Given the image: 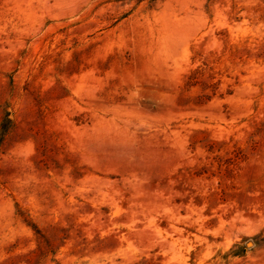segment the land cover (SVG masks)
Returning a JSON list of instances; mask_svg holds the SVG:
<instances>
[{"label":"rangeland","instance_id":"374dc122","mask_svg":"<svg viewBox=\"0 0 264 264\" xmlns=\"http://www.w3.org/2000/svg\"><path fill=\"white\" fill-rule=\"evenodd\" d=\"M0 264H264V0H0Z\"/></svg>","mask_w":264,"mask_h":264}]
</instances>
